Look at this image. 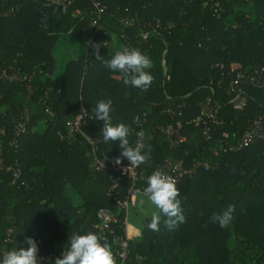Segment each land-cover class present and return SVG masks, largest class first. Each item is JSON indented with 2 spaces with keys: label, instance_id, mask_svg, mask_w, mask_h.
I'll use <instances>...</instances> for the list:
<instances>
[{
  "label": "trees",
  "instance_id": "trees-1",
  "mask_svg": "<svg viewBox=\"0 0 264 264\" xmlns=\"http://www.w3.org/2000/svg\"><path fill=\"white\" fill-rule=\"evenodd\" d=\"M94 3L103 8L99 18ZM62 36L77 40L81 51L55 79L53 50ZM95 44L104 59L124 46L148 55V89L126 86L121 73L96 59ZM254 67L264 68V0H73L64 9L46 0H0V72L31 75L0 79V259L32 237L38 258H46L41 264H54L72 234H100L95 225L104 207L115 214L114 231L122 233L124 213L108 195V174L94 169L91 146L67 124L83 106L88 117L81 128L95 141L97 157L111 163L120 155L119 142L104 143L103 122L93 112L99 100L111 99L113 124L130 126L133 147L136 122L146 118L143 143L152 152L137 167L141 194L147 176L167 162L208 164L177 182L185 222L170 230L162 216L159 231L147 228L151 217L133 225L138 232L126 264H264V137L237 152L220 148L223 133L234 141L250 120L264 116V87H245V105L235 110L216 85L229 80L231 70ZM209 99L219 105L222 126L194 121ZM24 112V132L16 136ZM177 122L185 141L171 145L160 127ZM16 166L18 177L7 169ZM119 183L122 198L126 175ZM229 205L235 207L230 225L211 223L212 213ZM103 237L119 264L111 234Z\"/></svg>",
  "mask_w": 264,
  "mask_h": 264
},
{
  "label": "clouds",
  "instance_id": "clouds-1",
  "mask_svg": "<svg viewBox=\"0 0 264 264\" xmlns=\"http://www.w3.org/2000/svg\"><path fill=\"white\" fill-rule=\"evenodd\" d=\"M100 47L99 44L93 45L96 59L102 60L105 67L112 72L121 73L123 83L126 86L142 90L148 89L153 80V76L147 71L152 67V60L148 55L139 48L124 46L121 50H117L111 59H104L100 55ZM93 112L94 118L103 122L101 134L104 143L119 142L120 155L115 157L112 163L120 166L123 173L127 174L130 169L139 167L151 160L152 148L142 142L143 131L136 134L141 139H138L133 147L129 141L132 131L130 126L123 122L113 124L111 99L99 100L93 108ZM124 158L130 162L129 167H123ZM141 179L144 177L141 176ZM146 180L147 187L144 189V193L151 204L159 210L158 213L152 215L147 228L159 231L162 216L166 217L163 222L170 230L185 222L181 199L179 198L181 191L177 186V180L160 169L154 170L147 176ZM234 211V205H229L222 212L212 213L209 220L221 228H226L233 219ZM24 244L27 247L14 248L5 252L0 259V264H41L42 260L46 259L38 258L39 247L34 238H26ZM121 258L123 259V255ZM54 264H117V261L111 250V245L103 235L89 231L84 234H72L67 250H63L62 257H57Z\"/></svg>",
  "mask_w": 264,
  "mask_h": 264
},
{
  "label": "built area",
  "instance_id": "built-area-1",
  "mask_svg": "<svg viewBox=\"0 0 264 264\" xmlns=\"http://www.w3.org/2000/svg\"><path fill=\"white\" fill-rule=\"evenodd\" d=\"M51 5L59 6L61 8L67 7L73 0H46ZM97 9L98 18L100 17L103 8L99 6L98 3H94ZM219 7V3L215 2L213 7ZM220 9H213L214 14L219 16ZM92 27H96V30L100 29V25H98L97 20H93L91 22ZM229 80L224 82L223 78H220L216 85L218 87L223 86L225 89L226 94L230 96V103L233 105L235 110H241L245 102L242 100L241 96L244 93L245 87H252V88H263L264 87V68L254 67L252 69H241L239 71H230ZM31 75L23 74L20 71H15L11 75H4L3 72H0V79H10V80H20L26 81L30 80ZM213 91V89H211ZM209 106L208 109L202 108L200 115L194 120L196 123L200 121L203 124H206L204 118L209 119L213 124L217 126L223 125V120L218 118V111L219 105L218 103L212 102L210 99L206 102ZM83 106L80 107L79 113L72 119L67 121V124L70 130L76 131L80 135H82L86 141L91 146V152L95 164L96 171H103L108 174V177L111 181V185L108 188V195L115 200L116 207L123 211L124 216L121 222V229L122 233L118 234L113 229V223L116 220L114 212L109 208H101L97 212V223L95 228L97 231L105 236L106 234H111L112 243L115 246V253L117 258L119 259V264H126L129 257V241L131 240V236L128 230V214L136 207L137 196L141 194V189L137 186V181L139 179V172L137 167L132 168L129 170V173H123L120 170V166L114 165L112 162H104L100 160L97 155V147L95 141L89 137L81 128V123L84 119L88 117V112ZM263 112H264V100H263ZM172 114H176L175 111H172ZM27 119L26 112L21 117V120L17 121L14 125L15 135L18 136L24 132V120ZM146 122V118L143 117L141 121L136 122L138 126L136 130V134L140 131L144 132L143 125ZM181 129V124L179 122L175 124H166L160 127V131L163 132L169 139L171 145L174 143H182L185 141V138L179 133ZM203 138L209 139V131L208 127H204L203 129ZM138 139H141L140 137ZM223 139L221 140L220 148L222 151L228 152H237L241 149L251 145L254 141L258 139H262L264 137V116L255 117L254 119L250 120L247 127L244 129L243 133L234 141H228L226 139L227 134L223 133ZM143 142V138H142ZM1 150L2 144L0 141V161L1 158ZM130 162L127 158L123 159V167H129ZM198 166H202L205 169H208V164L206 162H196L191 167H185L181 162H167L164 165L163 172L173 176L177 182L181 179L184 175L190 174L196 170ZM7 169H11L13 172L14 177H18L19 175V167L16 166L14 169L12 167H7ZM122 175H126L127 179L129 180V184L127 188L124 190V196L118 197L117 189L120 186L119 180L121 179ZM66 250V249H65ZM123 255V259L121 258ZM56 259V256H53Z\"/></svg>",
  "mask_w": 264,
  "mask_h": 264
},
{
  "label": "crops",
  "instance_id": "crops-1",
  "mask_svg": "<svg viewBox=\"0 0 264 264\" xmlns=\"http://www.w3.org/2000/svg\"><path fill=\"white\" fill-rule=\"evenodd\" d=\"M116 44H117V39L114 37L111 42V47L114 48ZM80 51H81V45L77 40L69 36H62V38L58 40V43L53 50V55L55 59V71L53 74V78L55 79L60 78L66 63L69 60L74 59ZM137 208L138 211L136 210ZM156 210L157 208L153 204H151V202L149 201L148 197L145 194H139L137 196L136 207L132 211V216L135 223L131 224L130 222L128 226L131 239H133L138 232L133 226L136 225V222L138 223L139 221V219L136 218L134 212L135 211H137L138 213L141 212L143 214V217L147 218V217H152V215L156 212Z\"/></svg>",
  "mask_w": 264,
  "mask_h": 264
},
{
  "label": "rangeland",
  "instance_id": "rangeland-1",
  "mask_svg": "<svg viewBox=\"0 0 264 264\" xmlns=\"http://www.w3.org/2000/svg\"><path fill=\"white\" fill-rule=\"evenodd\" d=\"M136 210L138 211V208H137ZM137 211L134 212V213H135V216H136L137 219H139L138 223H139V222L142 223L143 218H145V217H143V214H142L141 212L138 213ZM155 213H156V212H155ZM130 222H131V224H132V223H135V221H134V219H133V216H132V212H131V210H130V212H129V214H128V223H130ZM136 225H137V222H136Z\"/></svg>",
  "mask_w": 264,
  "mask_h": 264
}]
</instances>
